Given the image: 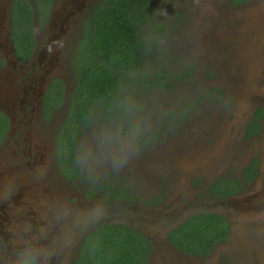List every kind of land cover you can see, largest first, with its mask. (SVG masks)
<instances>
[{
    "label": "rangeland",
    "instance_id": "1",
    "mask_svg": "<svg viewBox=\"0 0 264 264\" xmlns=\"http://www.w3.org/2000/svg\"><path fill=\"white\" fill-rule=\"evenodd\" d=\"M97 1L58 0L46 20L34 22L38 49L33 59L42 58L39 66L51 67L21 76L0 17V111L10 123L0 140V237L5 250L0 264L19 258L25 241L41 248L48 264H72L83 233L121 214L156 237L165 215L177 217L200 199L185 191L192 189L187 183L192 175H208L218 161L220 173L232 174L252 158L261 174L241 199L212 204L232 218V236L208 257L160 244L147 264H264V225L250 218L264 212V0L238 5L229 0H154L146 38L153 28L160 29L145 54L147 72L160 71L169 85H131L120 111L92 118L79 139L76 156L84 179L77 181L60 169L57 129L74 85L73 52L82 23ZM58 78L62 104L43 121L40 114L30 113L27 103ZM256 114L260 131L247 137L245 124ZM137 117L148 125L139 154L114 169L106 149L108 134L118 126L127 131ZM116 183L133 187L137 197L112 201L97 189ZM97 204L105 206L106 215L89 223L88 213Z\"/></svg>",
    "mask_w": 264,
    "mask_h": 264
},
{
    "label": "trees",
    "instance_id": "2",
    "mask_svg": "<svg viewBox=\"0 0 264 264\" xmlns=\"http://www.w3.org/2000/svg\"><path fill=\"white\" fill-rule=\"evenodd\" d=\"M42 1L48 5L49 0ZM248 0H229L238 5ZM154 0H98L91 5L82 23L80 39L73 52L74 85L70 93L66 119L58 132L56 147L60 169L70 180H83V169L76 156L79 139L97 115L113 116L121 110L122 96L131 85L163 87L160 71L147 72L145 54L154 42V32L146 38L145 25L152 16ZM37 7H40L38 3ZM41 8V7H40ZM32 7L22 1L13 6L12 39L22 59L30 56L35 45ZM60 84V101L63 85ZM54 82V83H55ZM256 114L246 128V136L257 131ZM5 118H0V127ZM255 129V130H254ZM1 131V129H0ZM110 194L111 200L128 197L116 185L97 186ZM227 222L208 213L193 215L169 233V240L187 254L208 255L216 240H225ZM152 251L149 239L138 231L119 223H103L84 238L72 264H147Z\"/></svg>",
    "mask_w": 264,
    "mask_h": 264
},
{
    "label": "flooded vegetation",
    "instance_id": "3",
    "mask_svg": "<svg viewBox=\"0 0 264 264\" xmlns=\"http://www.w3.org/2000/svg\"><path fill=\"white\" fill-rule=\"evenodd\" d=\"M22 1L23 0H0V6H1L0 17L6 21L7 30L10 36V44H11L10 52L12 53V56L15 57L17 66L21 69L20 76L23 74L26 75L28 70L33 72L38 69H43L44 67H45V70H48L51 67V63L49 64L45 63L43 66L40 67L39 63H41L42 58H38L37 61L33 59L38 49L36 40H35V45L30 53V56L27 57L26 59H22L19 56V53H17L14 48V43L12 39V10L15 4L22 2ZM24 1H26L32 7V15H31L32 24L36 21L40 24L41 22H43V20H46L48 16V12L50 11L51 7L56 4L58 0H49L48 5L44 4L42 1H38V2H36L35 0H24ZM37 3L38 5H40L41 8L36 6ZM72 13H73L72 11L69 12L70 15H72ZM50 16L52 18L54 14L53 15L51 14ZM33 35H34V38L36 39L37 37L35 35L34 25H33ZM47 48L48 46H46L45 49ZM27 61H29L28 64L26 63ZM55 80H52L51 82L49 81L46 87L43 90L42 89L39 90L36 96L34 97V99L31 100L29 103H27V105L31 107L30 113H34L35 116H38L40 114L39 116L41 120L43 121L45 120L47 121L48 120L47 118H49L50 115L52 117L53 114L57 111V109L62 104V101H60V84H57ZM63 94H64V91H63ZM23 108L24 106L20 107V109H23ZM67 109H68V104H67ZM2 115L5 118V122L3 126L0 127L1 129L0 140H2V138L5 136L6 131L10 125L9 119L6 116V114L3 111H0V118ZM21 119L22 117H20L18 121L20 122ZM65 119H66V116L64 117L63 122L65 121ZM260 120H261V117H259L256 120L259 123V125L256 127L257 131H255L251 136H247V137L255 136L260 131V128H261ZM251 122H253L252 118L245 124V134H246V128ZM61 125L57 129L58 132L60 131ZM218 163L219 165L218 164L211 165L213 171L206 176H203L202 174H194L191 176V179L187 183L188 185L192 187V189L188 188L187 186V189H185V191H187L190 194H193L195 198L200 195V199L198 200V202L196 201L194 202V205L192 208H188L184 212L180 213L177 217H169L168 215H165L163 219L161 220V223L158 224V227L162 228L160 230L161 233H159L158 236L155 237L152 235H147L146 233L142 232L141 229L137 225H134L133 223H129L127 215L121 214L120 216H118V219L116 221L111 220V221L98 222L89 231L84 232L80 239V243L77 247V250H76L77 253H79L80 251L84 238L87 235H89L94 229H96L99 225L103 223H119L121 225L128 226L138 231L141 235H143L145 238L150 240L151 245H152V251L150 254L151 256L153 254L154 248L160 244L165 245V246H170L184 253L183 251L177 249L172 244V242L169 240V233L173 229L178 228L180 225H182L185 221H187L193 215L200 214V213H208V214L210 213V214L223 217L225 221L227 222L228 234H227L226 239L216 240L214 242L213 248L211 249V252L208 255L204 256V255H198V254L184 253L187 255H196L200 257L210 256L220 244L225 243L232 236V233L234 232V229H235L232 218H229L223 215L222 213L216 211L217 209L216 205L220 203L229 202L232 199L233 200L241 199L240 194L243 193V191L247 188V186L250 183L257 180L261 174L260 164L256 158H252L248 160L247 162H245L244 164L239 165L238 170L234 171L232 174H229V173L226 174L222 172L220 173L218 169L220 168L221 165L219 161ZM222 166H225V164L223 163ZM216 171L217 173H215ZM116 185L119 188V192H121L122 195L127 196L128 199L127 200L117 199L115 201L127 202L137 197L138 194L134 190L133 187H129L127 185L118 184V183L113 184L111 186L115 187ZM103 193L106 196H109L111 198L110 194H107L105 191H103ZM214 203H216V205L212 206V204ZM0 218H2L1 215H0ZM250 218L253 220H258L256 222H260L261 224L264 225V212H261L260 214H257V215L254 214ZM3 253H5V250L3 249V244H2L1 237H0V257L2 256ZM18 259L19 258L15 259L12 264H18Z\"/></svg>",
    "mask_w": 264,
    "mask_h": 264
},
{
    "label": "clouds",
    "instance_id": "4",
    "mask_svg": "<svg viewBox=\"0 0 264 264\" xmlns=\"http://www.w3.org/2000/svg\"><path fill=\"white\" fill-rule=\"evenodd\" d=\"M118 126L115 133H109L107 151L111 154L112 167L119 170L131 159L135 158L140 151L142 140L147 133V121L140 118L131 119L127 131H121ZM106 215V208L97 204L88 213L89 223H96ZM18 264H48V256L44 251L34 244L25 241L24 247L18 253Z\"/></svg>",
    "mask_w": 264,
    "mask_h": 264
}]
</instances>
